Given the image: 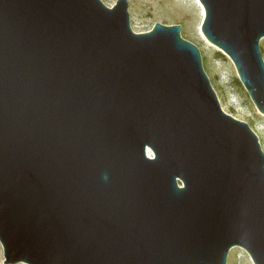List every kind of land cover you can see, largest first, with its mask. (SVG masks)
Returning a JSON list of instances; mask_svg holds the SVG:
<instances>
[{
	"label": "water",
	"instance_id": "obj_1",
	"mask_svg": "<svg viewBox=\"0 0 264 264\" xmlns=\"http://www.w3.org/2000/svg\"><path fill=\"white\" fill-rule=\"evenodd\" d=\"M264 113V0H198ZM127 0H0L2 264H264V150L179 24Z\"/></svg>",
	"mask_w": 264,
	"mask_h": 264
},
{
	"label": "rangeland",
	"instance_id": "obj_2",
	"mask_svg": "<svg viewBox=\"0 0 264 264\" xmlns=\"http://www.w3.org/2000/svg\"><path fill=\"white\" fill-rule=\"evenodd\" d=\"M115 1L102 0L107 6H112ZM127 3L130 26L135 32L147 31L155 22L181 26L180 35L194 43L200 51L202 67L223 111L247 122L258 136L261 148L264 150V113L255 107L241 84H233V79L237 75L228 56L218 47H211L202 39L200 25L203 16L196 0H127ZM204 38L206 39L205 36ZM259 46L264 58V37L260 39ZM3 260L0 244V264ZM226 264H253V262L243 248L233 246L228 251Z\"/></svg>",
	"mask_w": 264,
	"mask_h": 264
},
{
	"label": "bare ground",
	"instance_id": "obj_3",
	"mask_svg": "<svg viewBox=\"0 0 264 264\" xmlns=\"http://www.w3.org/2000/svg\"><path fill=\"white\" fill-rule=\"evenodd\" d=\"M196 3L199 5V7H200V9H201V15L204 16V9H203L201 3H200L198 0H196ZM200 35H201L202 39H203V40H204L209 46H211V47H217V46H215L214 44H212L211 42L206 41V39L204 38L203 33H200ZM219 49H220V48H219Z\"/></svg>",
	"mask_w": 264,
	"mask_h": 264
},
{
	"label": "trees",
	"instance_id": "obj_4",
	"mask_svg": "<svg viewBox=\"0 0 264 264\" xmlns=\"http://www.w3.org/2000/svg\"><path fill=\"white\" fill-rule=\"evenodd\" d=\"M218 54H219V53H218ZM233 84L240 85L241 83L239 82L238 78L235 77V78L233 79Z\"/></svg>",
	"mask_w": 264,
	"mask_h": 264
}]
</instances>
